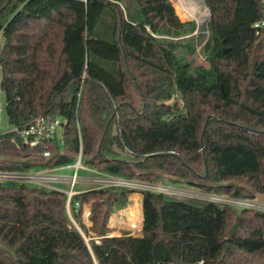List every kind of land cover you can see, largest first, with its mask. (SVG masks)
I'll use <instances>...</instances> for the list:
<instances>
[{
    "label": "trees",
    "instance_id": "1",
    "mask_svg": "<svg viewBox=\"0 0 264 264\" xmlns=\"http://www.w3.org/2000/svg\"><path fill=\"white\" fill-rule=\"evenodd\" d=\"M204 2L208 67L178 54L194 53L174 39L196 26L170 0H0L9 125L65 122L63 152L57 139L31 148L0 133V174L71 166L82 153L127 181L264 195V29L254 28L262 0ZM136 193L142 236H111L109 219ZM70 212L79 228L64 192L0 179V264H264L261 211L107 187L75 195ZM81 231L93 234L89 243Z\"/></svg>",
    "mask_w": 264,
    "mask_h": 264
},
{
    "label": "built area",
    "instance_id": "2",
    "mask_svg": "<svg viewBox=\"0 0 264 264\" xmlns=\"http://www.w3.org/2000/svg\"><path fill=\"white\" fill-rule=\"evenodd\" d=\"M263 10H264V0H262ZM254 28L256 29L257 35L260 34L261 30L264 29V19L255 24ZM0 61H1V41H0ZM2 103L0 101V124L2 123ZM65 122L60 119H53L50 117L40 116L34 119L29 125L25 126L22 129L11 128L5 133H16L19 134L23 139V142L26 146L31 148H35L44 142H50L54 139H57V133L59 130L62 131L63 124ZM51 156V152L46 151L44 153V157L49 158ZM76 168V173L73 177H59L53 174V170H42L41 172H32L27 174H0L2 178L0 179H9L21 182L34 183L37 186L49 189V190H57L60 192H64L68 196V208L69 214L74 222L71 212H70V201L71 199L78 194H82L84 192L74 191V188L77 184H90L94 185V189H102L107 187H129L137 190L143 191H153L163 193L169 196H174L180 199H189L200 202H211L220 205H228L238 209H252L264 212V204L259 202L230 198L226 196H218L214 194H206L200 191H196V193L187 191H183L178 188H171L162 185H155L149 183H142L136 181H127L124 179H119L113 177L108 174L100 173L97 170H94L97 176L91 179H87L84 181L83 179L78 178L77 172L82 167V153L78 156L76 164H74ZM62 185H69V190H64L61 188ZM89 191V190H88ZM80 210V203L76 204L75 212L78 213ZM75 224V222H74ZM76 225V224H75Z\"/></svg>",
    "mask_w": 264,
    "mask_h": 264
},
{
    "label": "rangeland",
    "instance_id": "3",
    "mask_svg": "<svg viewBox=\"0 0 264 264\" xmlns=\"http://www.w3.org/2000/svg\"><path fill=\"white\" fill-rule=\"evenodd\" d=\"M175 8L176 14L178 15L179 19L181 20V22L183 23H187V22H193L196 26L195 31L187 36H184L182 38H175V41H178L179 43H188L193 45L195 51L194 53H190L187 49L185 48H180L178 49V54L181 57H186L187 60L190 61H194V63L196 65H201V66H205L208 67V61L206 60V56L203 53V47L206 44V42L209 39V32L207 30V26L209 21L211 20V12L209 10V8L206 6L204 0H182L183 2L189 4V8H190V14H187L186 12H184L180 6V2L179 0H170ZM205 11H207V15L206 17L198 22L195 16L200 15V13H204ZM192 13H195V15L193 16ZM0 101L2 103V123L0 124V133H5L7 132L9 129H11L12 127L9 125L8 120H7V113H6V98H5V94L0 90ZM175 101H177L178 103H180L179 105L181 106V101L180 99L177 97L175 98ZM172 102H174L173 100L168 102L169 104H171ZM62 135L63 132L61 130L58 131L57 133V141L60 147V152H63V146L64 143L62 141ZM82 167L80 168L77 172V176L80 179H83L84 181H87V179H91L96 177L97 175L95 173H93V171L95 170L91 165L87 164L86 161L82 162ZM42 170H38L37 172H41ZM76 173V168L74 165L71 166H64V167H60L58 169H55L53 171V174L59 177H73ZM0 178H2V176H0ZM30 186L32 187H37L36 184L34 183H29ZM61 188H63L64 190H69L70 187L69 185H62ZM95 186L94 185H90V184H77L76 187L74 188V191H81L84 189H94ZM174 188V187H171ZM181 189L183 191H187L188 193L193 192L196 193V190L193 189H186V188H178ZM257 202L264 204V195H257ZM138 211V210H137ZM136 215H133L132 213L129 214H125L122 212V217L123 215L132 219L134 221V223L136 221L139 220L138 218V212H136ZM119 214V213H117ZM131 214V215H130ZM90 205H87L86 208L84 209V213H83V223L86 225V227L89 229L91 227V222H90ZM118 216L119 218H121V216L114 214L113 216H111V218L109 219V222H111L112 225H116V226H120L122 224H119V220H117L118 222L116 223L115 221H113V219ZM122 219V218H121ZM131 220V221H132ZM141 220V219H140ZM124 221V220H123ZM108 222V224H109ZM116 223V224H113ZM130 220L125 223V225H127L126 228H130ZM136 224V223H135ZM135 224L132 227H137L135 226ZM129 225V226H128ZM78 226V225H76ZM79 228V226H78ZM82 232V231H81ZM83 236L85 237L86 241L89 243V241L91 240V236H93V234L91 232H89V236H87L85 233H83Z\"/></svg>",
    "mask_w": 264,
    "mask_h": 264
},
{
    "label": "crops",
    "instance_id": "4",
    "mask_svg": "<svg viewBox=\"0 0 264 264\" xmlns=\"http://www.w3.org/2000/svg\"><path fill=\"white\" fill-rule=\"evenodd\" d=\"M0 41L2 42V36H0ZM88 190L89 189H84V190L77 191V192L80 193V192H84V191H88ZM142 202H143V197H142V195L140 193H136V194H133V195L130 196L128 205L124 209L119 210V211H117L115 213L116 215L121 216L122 220L119 221L120 222L119 224H122V225H120V226L112 225L111 224L112 220L108 224V227L113 231V233H112L111 236H121L123 232H130V234L132 236H135V237H141L142 236V230H143V225H144V212H143V203ZM137 205L139 207L137 209L138 211H136V212H138V218H139V220L135 222L136 224L134 223V221L132 219H130L128 217H126L124 215L122 217V212L123 211L130 210L133 207H137ZM85 208H86V206H85ZM141 211H142V213H141ZM117 213H119V214H117ZM136 214L137 213H134L133 215H136ZM117 218H119V217L116 216L113 220H116ZM129 220H130V223H131L130 228H126L127 225H125V223H127ZM113 224H116V223H113ZM134 224L137 227H135V228L132 227Z\"/></svg>",
    "mask_w": 264,
    "mask_h": 264
},
{
    "label": "bare ground",
    "instance_id": "5",
    "mask_svg": "<svg viewBox=\"0 0 264 264\" xmlns=\"http://www.w3.org/2000/svg\"><path fill=\"white\" fill-rule=\"evenodd\" d=\"M179 2H180V6H181L182 10H183L184 12H186L187 14H190L189 4L183 2L182 0H179ZM207 13H208V12L205 11L204 13H200V15L195 16L196 19H197V21H198V22L202 21V20L206 17ZM192 14H193V16L195 15V13H192ZM138 207H139V206L137 205V207H133V208H131L130 210H125V211H123V213H125V214L132 213V214H134V213H136ZM130 215H131V214H130ZM117 220L121 221L122 219H121V218H117L116 220H113V221H115V222L117 223V222H118Z\"/></svg>",
    "mask_w": 264,
    "mask_h": 264
},
{
    "label": "water",
    "instance_id": "6",
    "mask_svg": "<svg viewBox=\"0 0 264 264\" xmlns=\"http://www.w3.org/2000/svg\"><path fill=\"white\" fill-rule=\"evenodd\" d=\"M0 76H1V70H0Z\"/></svg>",
    "mask_w": 264,
    "mask_h": 264
}]
</instances>
